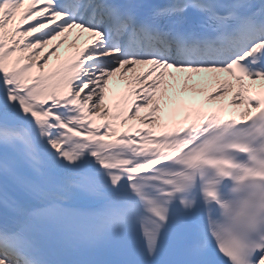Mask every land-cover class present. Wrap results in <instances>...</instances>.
<instances>
[{"label": "snow or ice", "instance_id": "6c2138e0", "mask_svg": "<svg viewBox=\"0 0 264 264\" xmlns=\"http://www.w3.org/2000/svg\"><path fill=\"white\" fill-rule=\"evenodd\" d=\"M180 73L217 84L171 102ZM258 80L264 0H0V264H60L49 240L118 264L137 238L146 264L173 233L189 264H264Z\"/></svg>", "mask_w": 264, "mask_h": 264}, {"label": "bare ground", "instance_id": "6f19581e", "mask_svg": "<svg viewBox=\"0 0 264 264\" xmlns=\"http://www.w3.org/2000/svg\"><path fill=\"white\" fill-rule=\"evenodd\" d=\"M79 36V38H77ZM86 42H90L89 41V36L87 33H83L82 35H80V31L79 30H73V33L69 36V40L68 42L62 46L61 50H60V55L61 58H63L64 56H66L69 52H71L73 50L72 45L75 44L76 47H82L85 45ZM22 55H27L26 53H21ZM57 63V58L54 56L52 62H50V69L53 68ZM145 66H140L138 67V71H142L143 68ZM131 75V74H129ZM181 76H178V79L175 81H172L171 79H169L170 83L173 85V87L169 88V96L172 98L171 102H175L177 100V98H189L192 96H196L197 99H202L203 96L200 93V89H204L205 92L208 90H211V88L215 87L217 84V80H216V76L215 75H211V74H206V75H200V74H196L193 78L192 81L188 82V88L189 91L185 92L183 90V86H184V74H180ZM261 81H257L256 84L254 85V88L260 84ZM246 83H251V81H247ZM235 84V83H233ZM193 86L196 87L197 91L196 92H192L191 89L193 88ZM114 92H118L121 89H123L124 87V83L123 81L117 80L116 82L113 83L112 85ZM157 95H159V93H157ZM231 95V92L229 93V96ZM170 101H162L161 102V106L164 107L165 104H169L171 103ZM229 112L233 111L232 106H228L227 109ZM147 112V110L142 109L141 114H145Z\"/></svg>", "mask_w": 264, "mask_h": 264}]
</instances>
